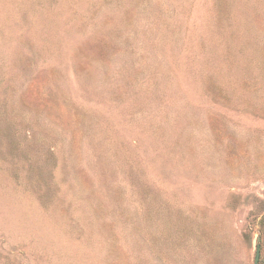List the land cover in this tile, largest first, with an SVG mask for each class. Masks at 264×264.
Here are the masks:
<instances>
[{
    "label": "rangeland",
    "instance_id": "374dc122",
    "mask_svg": "<svg viewBox=\"0 0 264 264\" xmlns=\"http://www.w3.org/2000/svg\"><path fill=\"white\" fill-rule=\"evenodd\" d=\"M0 264H264V0H0Z\"/></svg>",
    "mask_w": 264,
    "mask_h": 264
},
{
    "label": "water",
    "instance_id": "95a60500",
    "mask_svg": "<svg viewBox=\"0 0 264 264\" xmlns=\"http://www.w3.org/2000/svg\"><path fill=\"white\" fill-rule=\"evenodd\" d=\"M259 252H260V247L257 246V248H256V253H255V263H257V261H258Z\"/></svg>",
    "mask_w": 264,
    "mask_h": 264
}]
</instances>
